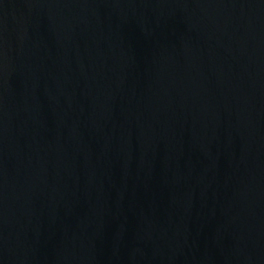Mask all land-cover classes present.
<instances>
[{
  "label": "water",
  "instance_id": "obj_1",
  "mask_svg": "<svg viewBox=\"0 0 264 264\" xmlns=\"http://www.w3.org/2000/svg\"><path fill=\"white\" fill-rule=\"evenodd\" d=\"M0 264H264V0H0Z\"/></svg>",
  "mask_w": 264,
  "mask_h": 264
}]
</instances>
